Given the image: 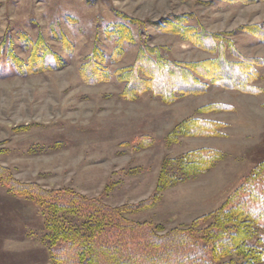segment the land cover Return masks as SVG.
<instances>
[{
  "label": "rangeland",
  "instance_id": "rangeland-1",
  "mask_svg": "<svg viewBox=\"0 0 264 264\" xmlns=\"http://www.w3.org/2000/svg\"><path fill=\"white\" fill-rule=\"evenodd\" d=\"M182 15H191L190 25L209 32L235 33L231 38L244 56L264 60V42L238 31L264 23V0H0V164L22 182L102 196L112 206H137L154 195L166 160L213 149L225 158L212 170L166 190L155 206L129 217L169 230L218 210L264 160V67L256 83L259 95L211 86L204 95L173 104L150 94L128 101L115 77L88 84L80 75L96 46L113 55L116 42L106 38V31L115 24L127 25L134 42L123 43V56L108 62L111 73L131 66L147 45L160 47L171 60L210 58L154 27ZM39 36L67 65L19 76L7 57L9 47L27 59L29 41ZM209 104L232 110L198 112ZM192 117L222 124L221 134L170 138ZM43 234L39 209L0 187V264H51Z\"/></svg>",
  "mask_w": 264,
  "mask_h": 264
},
{
  "label": "trees",
  "instance_id": "trees-1",
  "mask_svg": "<svg viewBox=\"0 0 264 264\" xmlns=\"http://www.w3.org/2000/svg\"><path fill=\"white\" fill-rule=\"evenodd\" d=\"M225 1L248 4L257 0ZM191 21V15L174 16L154 27L209 53L210 58L171 60L160 47L147 45L139 49L131 66L111 73L108 62L123 56V43L134 42L127 25L115 24L106 31V38L116 42L113 55L107 56L96 46L80 67L82 79L98 84L115 77L123 84L121 95L126 100L150 94L164 104L204 95L211 86L248 95L262 93L256 83L264 60L244 56L231 38L235 33L209 32L190 25ZM238 31L264 42V23L245 25ZM60 41L69 48L65 35ZM29 48L27 59H23L12 44L9 47L7 57L19 76L60 71L67 65L42 36L30 40ZM230 110L225 104H209L198 112ZM222 126L192 117L179 124L170 138L219 136ZM224 158L222 152L202 148L166 160L154 195L137 206H112L102 196L90 198L69 188L49 189L38 182H22L2 164L0 187L39 209L51 264H264V160L218 210L196 218L189 226L166 230L129 217L155 206L166 190L207 173Z\"/></svg>",
  "mask_w": 264,
  "mask_h": 264
}]
</instances>
